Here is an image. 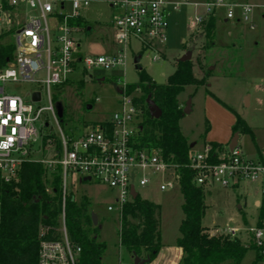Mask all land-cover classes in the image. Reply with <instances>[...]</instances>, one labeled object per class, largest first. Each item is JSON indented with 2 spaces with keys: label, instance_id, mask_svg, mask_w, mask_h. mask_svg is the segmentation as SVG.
<instances>
[{
  "label": "built area",
  "instance_id": "1",
  "mask_svg": "<svg viewBox=\"0 0 264 264\" xmlns=\"http://www.w3.org/2000/svg\"><path fill=\"white\" fill-rule=\"evenodd\" d=\"M90 4L91 0H0V25L12 31L15 45L13 58L7 59L6 64L0 67L1 180L5 184L12 183L28 162L41 164L50 176L60 169L62 179L59 225L56 229L40 226L38 264H79L82 248L70 240L66 225V202L69 196L74 195L68 184L70 176L77 177L80 184L89 179L87 182H97L114 192L116 200L108 210L117 211L120 219L125 206L135 200L132 188L138 194L135 182L140 188H146L155 177L160 176V191L180 187L178 165L169 162L161 150L138 147L136 138L143 112L135 103V98L139 96L128 94L127 83L119 89L122 92L118 93L119 108L113 116L94 125H86L78 137L67 136L60 128L52 90L69 82L79 66L86 74L98 72L96 76L101 78V73L125 67L126 51L133 40L148 50H157L158 45L167 41L169 7L179 11L182 7H197L198 4L191 0L113 2L112 8L119 11L114 19L115 42L123 45L125 50L109 56L84 58L74 38L80 28L71 22L81 19L82 12ZM204 7L205 17L196 18L198 26L223 12L227 21L255 30L252 17L254 6L207 0ZM41 76L44 78L40 79ZM8 84H37L42 90L30 92L29 100H26L22 95H10L6 90ZM43 91L49 106L40 108L38 105L43 100ZM36 93L40 94L38 102L34 101ZM44 112H49L59 126L60 148H56L55 140H50L48 145L53 150L50 158L39 161L33 158L32 147L39 141L37 125L41 130L49 127L43 120ZM4 120L8 121L7 124L3 123ZM222 147L215 150L207 142L199 150L192 149L188 166L194 172V183L205 190L211 187L235 189L243 183L257 184L262 197L258 202L259 209L264 200V151L261 152L262 159L249 160L239 148L231 152L229 146ZM51 189L49 187L47 192ZM239 232L238 229L229 231L232 237ZM247 232L252 235L254 244L261 248L264 258V223L262 227H250Z\"/></svg>",
  "mask_w": 264,
  "mask_h": 264
},
{
  "label": "rangeland",
  "instance_id": "2",
  "mask_svg": "<svg viewBox=\"0 0 264 264\" xmlns=\"http://www.w3.org/2000/svg\"><path fill=\"white\" fill-rule=\"evenodd\" d=\"M116 1L120 0H91L90 6L82 12L85 25L78 26L80 31L74 35L82 57L109 56L125 50L123 45L115 42L114 19L119 11L112 8V4ZM226 1L255 7L252 15L254 31L235 21L225 23L224 13L220 12L213 45L207 46L204 27L196 23V18L205 17L207 0H191L198 4L197 7H182L179 11L169 9L167 41L158 45L157 50H148L133 40L126 51V66L115 72L101 73L104 82L96 76L98 72L86 74L79 66L69 82L53 88V98H58L65 107V121L60 123V128L67 136L78 137L86 125L110 119L119 108L117 89L123 83H139V70L134 63L136 57H141L139 67L145 73L157 84L165 85L179 60L192 52L194 74L197 79H204L206 85L199 89L187 87L179 97L183 109L191 101V112L180 121L183 135L190 143L196 142V150L201 148L206 136L208 141L224 143L236 119L234 111L247 122L255 135V141L250 135H240L238 148L247 159L255 160L256 145L264 148V0ZM7 29L0 25L1 42L14 44V37H6L10 33ZM6 88L10 95H22L26 100H29L30 92L42 90L37 84H8ZM136 95L141 96L142 93L137 92ZM88 105L93 109L88 111ZM38 106H49L44 91ZM43 120L49 127L41 130L37 125L39 141L32 147V156L39 161L50 158L53 150L48 142L60 137L59 126L49 112L43 113ZM161 182L159 176L146 188H140L137 182L135 185L141 199L160 207L161 242L171 245L180 237L184 198L179 186L160 191ZM68 184L77 200L88 199L90 212L97 215L102 226V229L98 228V241L106 246L102 264H133L132 256L120 244V214L108 210L115 203V193L97 182L80 184L77 177L70 176ZM208 191L211 194L206 197L207 212L203 225L212 233L221 235L231 236L229 231L238 229L240 232L236 237L247 247L253 245L252 235L247 231L257 223L259 211L255 201L262 199L259 185L243 183L235 189L211 187L206 189ZM255 260L256 250L251 249L243 264H253Z\"/></svg>",
  "mask_w": 264,
  "mask_h": 264
},
{
  "label": "trees",
  "instance_id": "3",
  "mask_svg": "<svg viewBox=\"0 0 264 264\" xmlns=\"http://www.w3.org/2000/svg\"><path fill=\"white\" fill-rule=\"evenodd\" d=\"M71 23L76 26L85 25L82 18ZM216 23L217 17L211 16L201 25L208 39L207 46L213 45ZM6 37H12V32ZM14 53L15 45L11 42L2 43L0 37V67L6 64L7 59L11 60ZM139 77L138 84L126 86L129 95L142 93L135 98L136 105L143 112L139 135L136 138L138 147L161 150L169 162L179 166L178 172L181 175L184 219L179 227L180 237L177 239V246L183 251L180 264H243L251 249L256 250V260L253 264H262L264 258L261 248L255 244L247 247L238 237L213 235L211 230L203 225L207 212L206 197L210 192L194 183V172L188 166L192 144L180 128L184 109L179 97L187 87L199 89L205 86V80L196 78L191 61H179L174 74L168 78L165 85L157 84L143 70H139ZM79 88L82 89V86ZM208 94L211 93L208 91ZM211 96L214 97L212 94ZM148 98L161 110L160 119L151 117L147 105ZM54 101L60 103L58 98ZM62 105L64 107V104ZM232 112L236 116L233 135H250L255 141L253 131L246 121L236 112ZM65 115L64 107L61 123H64ZM208 132L209 129L206 134ZM211 144L215 150L223 148L222 145ZM55 145L57 149L60 148L58 140H55ZM61 184L60 169L50 176L41 164L34 162L24 164L17 179L10 184L2 182L0 176V264H38L40 226L46 225L56 229L59 225L62 214ZM49 187L52 188L51 192H47ZM258 211L256 225L262 227L264 200ZM159 212L158 205L139 196L125 206L118 235L121 246L132 257L135 254L142 259L148 258L150 263L157 258L162 248ZM65 213L70 240L82 248L79 264H102L106 246L98 241L99 230L93 225L88 199L76 200L74 195L69 196Z\"/></svg>",
  "mask_w": 264,
  "mask_h": 264
},
{
  "label": "water",
  "instance_id": "4",
  "mask_svg": "<svg viewBox=\"0 0 264 264\" xmlns=\"http://www.w3.org/2000/svg\"><path fill=\"white\" fill-rule=\"evenodd\" d=\"M88 31H91V29H88ZM193 57L192 52H188L182 59H180V62H188L191 61ZM141 57H136L135 58V65L137 67L138 70H142L139 67V63H140ZM212 70V69H211ZM101 82H104L105 79H100ZM117 92L119 94H121L122 92L119 90V88L117 89ZM34 101H40V94L36 93L34 95ZM147 105H148V110L150 112V115L153 119H160L162 116V112L159 109V107L150 99L148 98L147 100ZM56 108H57V113H58V117L60 120H63L64 117V107L62 105V103H57L56 104ZM87 110L90 111L92 110V106L88 105ZM191 112V101H189L188 103H186V108L184 109V115L189 114ZM239 138H240V133H235L233 135V138L231 139L230 143H229V149L231 152H233L235 149L238 148V143H239ZM191 148H193V145L191 146ZM89 181V179H86L85 182ZM132 196L134 199L138 198V194L135 192L134 188H132ZM92 217V222L94 227H97L99 229H102V226H100L99 224V219L97 217V215H95L94 213L91 214ZM133 259V264H149L150 260L148 258L146 259H142L138 256H136L135 254L132 257Z\"/></svg>",
  "mask_w": 264,
  "mask_h": 264
},
{
  "label": "crops",
  "instance_id": "5",
  "mask_svg": "<svg viewBox=\"0 0 264 264\" xmlns=\"http://www.w3.org/2000/svg\"><path fill=\"white\" fill-rule=\"evenodd\" d=\"M171 1H176V0H171ZM169 9H172V7H170ZM218 18H219V16L217 17V21H218ZM223 19H224L225 23L229 22L224 17H223ZM235 123H236V119H234V121L232 123V130L231 129L229 130L228 138L226 139V141L224 143L214 142V141H210V140L208 141V136H206V137H204L203 144L208 142V143H216V144H219V145H222V146H229V143H230L231 139L233 138V127H234ZM191 144L193 145L192 149H196L197 148L196 142L195 143H191ZM262 151H264V148L259 147V146L256 145V155H255L256 158H255V160L262 159V156H261V152ZM210 194H211V192H210ZM259 201L260 200H256L255 201V205H256L257 208H258V202ZM239 210L241 212H243L242 208H240ZM211 233H212V231H211ZM212 234L215 235L214 233H212ZM216 235H221V234H216ZM182 256H183V251H182L181 248H179L177 246V241H176L175 244H171V245L162 244L161 251L159 252L157 258L153 262H151L149 264H180ZM262 264H264V263H262Z\"/></svg>",
  "mask_w": 264,
  "mask_h": 264
},
{
  "label": "snow or ice",
  "instance_id": "6",
  "mask_svg": "<svg viewBox=\"0 0 264 264\" xmlns=\"http://www.w3.org/2000/svg\"><path fill=\"white\" fill-rule=\"evenodd\" d=\"M16 119H17V122H19V117H17ZM7 122H8L7 120L3 121L4 124H7ZM4 146L6 147L7 145L5 144Z\"/></svg>",
  "mask_w": 264,
  "mask_h": 264
}]
</instances>
